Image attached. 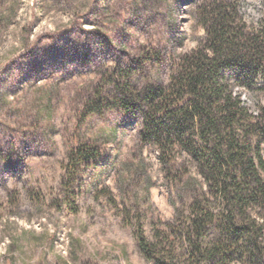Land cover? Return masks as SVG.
<instances>
[{
	"label": "rangeland",
	"instance_id": "obj_1",
	"mask_svg": "<svg viewBox=\"0 0 264 264\" xmlns=\"http://www.w3.org/2000/svg\"><path fill=\"white\" fill-rule=\"evenodd\" d=\"M211 1L0 0V264H264L260 205L235 210L186 147L175 141L169 159L146 141L142 107L116 102L121 84L132 97L169 85ZM236 9L256 24L264 0ZM231 86L260 124L249 137L264 159V77ZM82 144L91 155L69 170ZM198 205L213 214L202 247L221 242L225 257L195 247Z\"/></svg>",
	"mask_w": 264,
	"mask_h": 264
},
{
	"label": "trees",
	"instance_id": "obj_2",
	"mask_svg": "<svg viewBox=\"0 0 264 264\" xmlns=\"http://www.w3.org/2000/svg\"><path fill=\"white\" fill-rule=\"evenodd\" d=\"M239 1L212 0L200 9L205 37L198 49L180 59L167 87H151L132 97L128 86L121 84L116 88V102L126 110L135 104L142 107L146 141L160 145L169 159L175 141L186 147L199 161L209 184L217 186L235 210L244 213L256 202L264 212V184L259 173L264 170V159L254 153L249 137L260 124L248 123L249 109L231 89L234 84L253 91L264 77V17L256 24L243 20L237 14ZM99 104L87 103L86 111L99 113ZM239 127L246 129L245 136ZM89 148L82 144L69 153V170L78 155L89 158ZM261 216L264 218V213ZM212 218L211 212L198 205L189 218L188 230L196 235L194 245L201 255L225 257L228 249L223 243L216 241L204 250L200 242ZM141 245L150 255L151 244L143 237ZM157 263L167 264L162 259Z\"/></svg>",
	"mask_w": 264,
	"mask_h": 264
}]
</instances>
